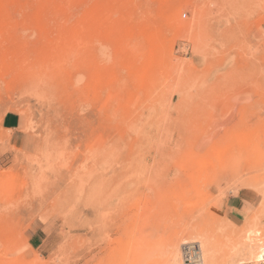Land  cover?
Returning <instances> with one entry per match:
<instances>
[{
    "label": "rangeland",
    "instance_id": "obj_1",
    "mask_svg": "<svg viewBox=\"0 0 264 264\" xmlns=\"http://www.w3.org/2000/svg\"><path fill=\"white\" fill-rule=\"evenodd\" d=\"M263 25L264 0H0V264H91L102 211L101 264L264 241Z\"/></svg>",
    "mask_w": 264,
    "mask_h": 264
},
{
    "label": "bare ground",
    "instance_id": "obj_2",
    "mask_svg": "<svg viewBox=\"0 0 264 264\" xmlns=\"http://www.w3.org/2000/svg\"><path fill=\"white\" fill-rule=\"evenodd\" d=\"M102 184V183H101ZM106 184V183H105ZM104 185V184H103ZM102 185V186H103ZM105 187H107V186H105ZM91 188V187H90ZM102 188H104V187H102ZM100 190V189H99ZM104 190V189H103ZM96 191V190H95ZM93 192V194H90L89 195V197H88V195H87V198L86 199H82L81 200V206H84L85 208H86V206L87 207H91V208H95V209H97L96 211H99V208H102L103 207V204H102V202L101 201H99V199H98V194L96 195L95 193H94V191H91V193ZM97 192V191H96ZM103 191H101V193H102ZM262 192V194H263V198H264V190L263 191H261ZM105 192H103V194H104ZM101 195V194H100ZM105 195H107V194H104V195H101L102 197L103 196H105ZM82 197H83V195H82ZM107 198V197H106ZM102 199V198H101ZM103 199L105 200V197H103ZM102 199V201H104ZM113 200V199H112ZM111 200V201H112ZM107 202L106 203H104L106 206H107V203L109 202L110 203V201L109 200H106ZM108 203V204H109ZM80 205V204H79ZM106 206L104 207L105 209H106ZM84 207L83 208H81L82 209V212L84 211ZM108 207H110V206H107V208ZM111 208V207H110ZM109 208V209H110ZM90 209V208H89ZM103 209V208H102ZM104 209V210H105ZM108 210V209H107ZM87 211V210H86ZM94 211V210H93ZM109 211V210H108ZM99 213V214H98ZM100 213L101 212H97V214H98V217H99V215H100ZM102 213H103V211H102ZM101 213V214H102ZM105 213H106V211H105ZM80 215H82V214H80ZM84 215V214H83ZM97 217V220L96 221H93V219H92V223L91 222H89V223H91V227H92V233H93V236H92V238H91V240L93 241V242H95L96 243V249H97V253L92 257V259H91V264H95V263H97V264H101V263H103L104 261L105 262H109L110 260H112V258H114L115 256H117V250L115 249V248H112V246H111V240L110 239H107V240H104V242L106 243L105 244V247H102L101 245H100V242H101V240H100V238H101V235L103 234V231H104V227L102 228V226H103V224H104V222L103 221H105V220H103V215H102V220H101V222L99 223V226L98 225H96V224H98V222L97 221H99L98 218ZM84 218V217H83ZM83 218H82V220H83ZM107 218H109V217H107ZM106 218V219H107ZM89 220H91V219H89ZM89 220H87V221H89ZM95 220V219H94ZM86 221V220H85ZM108 221V220H107ZM107 221H106V223H107ZM82 222H84V221H82ZM97 222V223H96ZM80 223H81V220H80ZM85 223V222H84ZM87 223V222H86ZM88 225H90V224H88ZM106 225V224H105ZM104 225V226H105ZM82 226V225H81ZM80 226V227H81ZM87 226V225H86ZM98 226V227H97ZM84 227V226H83ZM91 227H90V229H91ZM107 227V226H106ZM82 228V227H81ZM85 229V228H84ZM106 229V228H105ZM130 231V230H129ZM193 231V232H192ZM126 234H128L127 232H126ZM129 235H130V232H129ZM188 235V236H187ZM187 235H185V236H187V237H184V238H181V241L182 242H184V241H191V242H193V243H187V244H183V246H182V248L180 249V251H179V253L180 254H177L176 253V250H177V248H175V244L173 243L174 241H175V239H174V241L173 242H170L169 244H168V250H166V253H165V255H164V257H163V259H162V264H187V263H189V262H193V263H196V262H198V264H228L229 263V260H231L230 262L231 263H229V264H258V262H260V261H263L264 260V241H261V240H259V239H257V237H256V241L255 240H252L250 243H249V245H246L244 248H242V249H240V248H238L239 246V244L238 245H236L235 243L234 244H230L231 243V241L229 242L228 240L230 239V238H227L228 240H227V242H229L228 244H227V242H225L226 244H224V245H226L227 247L228 246H230L227 250H223V251H221V252H219V250L218 249H216V244L213 242L214 241V239H213V241H212V238L211 239H209L208 238V236H206L204 233H200L198 236H195V238H193L192 236L193 235H195V231L194 230H191V232L189 233V234H187ZM126 237H128L129 238V236H126ZM131 237V236H130ZM183 237V236H182ZM104 238V237H103ZM102 238V239H103ZM177 238V237H176ZM130 239V238H129ZM134 239V238H133ZM255 239V238H254ZM127 240V239H126ZM179 240H180V238H179ZM92 241H91V243H92ZM128 241H130V242H132V239L131 240H127L126 241V243H124V245L125 244H127L128 245ZM250 241V240H249ZM135 242V241H134ZM133 242V243H134ZM180 241H178V243H179ZM132 243V244H133ZM196 243H198V244H200V246H201V249H202V252H203V257H204V260L202 259V256H201V254H200V250H199V246L196 244ZM131 244V245H132ZM135 244V243H134ZM88 245V244H87ZM136 245H137V247H136V249H135V251H134V253L133 254H131V256L130 257H132L133 258V260L134 259H136L137 261H139V259H140V256L141 255H139L138 257H136V255H137V253H138V251H139V249L141 248V245H142V242H138V241H136ZM135 245V246H136ZM177 245V244H176ZM134 246V247H135ZM238 246V247H237ZM177 247V246H176ZM225 247V246H224ZM93 248V247H92ZM92 248H91V250H92ZM88 249H89V247H88ZM132 249V248H131ZM176 249V250H175ZM221 249V248H220ZM194 250H196V252H197V257H195V258H198V260L197 261H190V259L191 258H189V259H185L186 258V256L185 255H190V254H192L193 253V251ZM90 251V250H89ZM94 253V252H93ZM242 253V254H241ZM93 255V254H92ZM83 256V255H82ZM99 261V262H98ZM113 261V260H112Z\"/></svg>",
    "mask_w": 264,
    "mask_h": 264
},
{
    "label": "crops",
    "instance_id": "obj_3",
    "mask_svg": "<svg viewBox=\"0 0 264 264\" xmlns=\"http://www.w3.org/2000/svg\"><path fill=\"white\" fill-rule=\"evenodd\" d=\"M263 30H264V25H263ZM22 124V118L15 113H9L3 118V128L5 130H10V131H17ZM245 201L241 200L239 197L235 196L232 197L229 200L228 204V210L231 216L234 219H239L243 216L245 212ZM38 231L34 232V236L38 235Z\"/></svg>",
    "mask_w": 264,
    "mask_h": 264
},
{
    "label": "built area",
    "instance_id": "obj_4",
    "mask_svg": "<svg viewBox=\"0 0 264 264\" xmlns=\"http://www.w3.org/2000/svg\"><path fill=\"white\" fill-rule=\"evenodd\" d=\"M185 256H186L185 259H189V258H191L190 261H197V260H198V258H195V257L198 256L196 250H194L192 254H190V255H185ZM187 264H198V262H196V263L189 262V263H187ZM258 264H264V260L258 262Z\"/></svg>",
    "mask_w": 264,
    "mask_h": 264
}]
</instances>
